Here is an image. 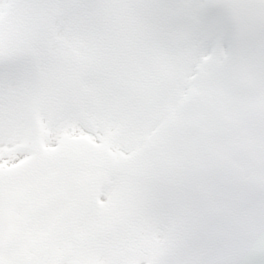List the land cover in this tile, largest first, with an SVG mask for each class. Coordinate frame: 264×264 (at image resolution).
Instances as JSON below:
<instances>
[{"label":"snow or ice","instance_id":"6c2138e0","mask_svg":"<svg viewBox=\"0 0 264 264\" xmlns=\"http://www.w3.org/2000/svg\"><path fill=\"white\" fill-rule=\"evenodd\" d=\"M0 264H264V0H0Z\"/></svg>","mask_w":264,"mask_h":264}]
</instances>
